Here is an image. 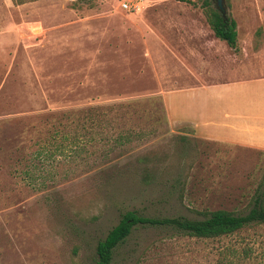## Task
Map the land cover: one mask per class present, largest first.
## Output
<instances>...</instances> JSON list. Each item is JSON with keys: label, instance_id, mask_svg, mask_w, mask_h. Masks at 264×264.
I'll use <instances>...</instances> for the list:
<instances>
[{"label": "rangeland", "instance_id": "rangeland-1", "mask_svg": "<svg viewBox=\"0 0 264 264\" xmlns=\"http://www.w3.org/2000/svg\"><path fill=\"white\" fill-rule=\"evenodd\" d=\"M244 2H224L240 39L257 23ZM207 8L204 0H0V264H98V241L127 210L191 218L248 210L264 178V149L171 123L160 95L166 67L149 54L158 35L180 51L215 42ZM227 65L190 82L235 78ZM133 100L141 111L52 121ZM145 154L159 161H139ZM262 263V224L216 238L137 226L112 261Z\"/></svg>", "mask_w": 264, "mask_h": 264}, {"label": "crops", "instance_id": "crops-1", "mask_svg": "<svg viewBox=\"0 0 264 264\" xmlns=\"http://www.w3.org/2000/svg\"><path fill=\"white\" fill-rule=\"evenodd\" d=\"M244 4L257 23L248 38L238 35L236 48H219L218 41L224 40L216 37L202 50L186 46L180 51L158 35L149 54L166 67L167 74L161 76L166 86L160 95L171 123L188 124L203 138L264 149V0H245ZM225 63L230 71L236 70L235 78L190 82L204 71L223 70Z\"/></svg>", "mask_w": 264, "mask_h": 264}, {"label": "trees", "instance_id": "trees-1", "mask_svg": "<svg viewBox=\"0 0 264 264\" xmlns=\"http://www.w3.org/2000/svg\"><path fill=\"white\" fill-rule=\"evenodd\" d=\"M204 5L208 7L205 10V14L215 36L226 41L231 47L236 48L238 43L236 20L227 13L223 14V11L216 7L217 5L214 0H204ZM141 103L142 102L140 101L133 100L125 103L109 105V107L89 106L79 110L65 111L62 112V115L56 113L51 116L54 119L52 120L53 122L56 121L59 123L61 122L62 117H64L63 115L71 118L72 121L81 119V117L85 118L87 115L90 120H93L90 113L97 112L102 108L112 110L116 107L119 110L125 108L141 111ZM151 103H153V101H148L149 105ZM144 109H147V105ZM75 117L76 119H73ZM71 119H69V121ZM101 120L102 119L100 118V121ZM143 135L144 133L140 134L141 137ZM123 139H130L128 132L119 136L120 141ZM139 161L157 163L159 158L154 155L145 154L139 158ZM148 171L149 169H147L145 173L149 177L151 175ZM252 224L264 225V178L256 187L248 210L244 213H237L228 209L219 208L204 211L202 217L191 218L184 215H145L137 210H127L121 215L119 222L110 229L107 235L98 241L97 262L98 264H112L116 248L127 240L137 226L164 227L173 230L178 234L198 238H216L233 234Z\"/></svg>", "mask_w": 264, "mask_h": 264}, {"label": "water", "instance_id": "water-1", "mask_svg": "<svg viewBox=\"0 0 264 264\" xmlns=\"http://www.w3.org/2000/svg\"><path fill=\"white\" fill-rule=\"evenodd\" d=\"M218 2V4L220 5V9L223 10V14L226 13V10H225V6H224V2L225 0H216Z\"/></svg>", "mask_w": 264, "mask_h": 264}, {"label": "flooded vegetation", "instance_id": "flooded-vegetation-1", "mask_svg": "<svg viewBox=\"0 0 264 264\" xmlns=\"http://www.w3.org/2000/svg\"><path fill=\"white\" fill-rule=\"evenodd\" d=\"M215 2H216V5L218 6V7H220V5L218 4V2L216 1V0H214Z\"/></svg>", "mask_w": 264, "mask_h": 264}]
</instances>
